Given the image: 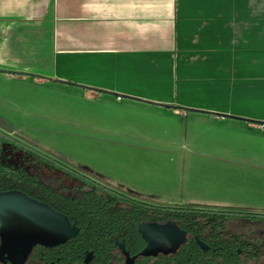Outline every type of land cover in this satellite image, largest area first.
I'll return each mask as SVG.
<instances>
[{"label":"crops","instance_id":"obj_1","mask_svg":"<svg viewBox=\"0 0 264 264\" xmlns=\"http://www.w3.org/2000/svg\"><path fill=\"white\" fill-rule=\"evenodd\" d=\"M0 81L60 92L82 110L115 116L119 128L96 134L100 128L90 121L83 130L80 149H99L111 162L101 169L95 159L55 142L54 136L70 135L61 119L34 116L0 84V116L15 133L32 140L39 132L55 142L36 141L39 153H71L77 164L138 194H161L174 184L130 186L112 166L131 171L133 163L116 160V151L135 148L140 164L151 154L174 153L163 149L176 143L167 123L188 112L264 132V0H0ZM147 128L151 135L140 132ZM105 132L111 140L101 138Z\"/></svg>","mask_w":264,"mask_h":264},{"label":"rangeland","instance_id":"obj_2","mask_svg":"<svg viewBox=\"0 0 264 264\" xmlns=\"http://www.w3.org/2000/svg\"><path fill=\"white\" fill-rule=\"evenodd\" d=\"M3 92L6 96H15V101L22 106H30L28 110L36 117L45 114L62 120V130H67L70 135L54 136L55 142L67 146V151H75L78 155L84 154L85 159H95L101 169H109L111 162L108 158L91 150L80 149L81 139L85 126L91 121L94 126L100 128L96 134L107 127L119 128L120 121L103 109L82 110L76 99L65 97L60 92H36L23 85L4 83ZM39 93V94H38ZM54 109H53V108ZM7 109V108H5ZM52 109V110H50ZM178 115V114H177ZM173 116V124L170 125V138L176 141L174 146H164V150H174L169 154H151L140 164L138 151L135 148H122L115 153L116 160L131 161L133 170L127 171L122 165L112 166L113 169L124 172L120 175L130 186H138L143 183L167 184L170 182L173 187L168 190H160L158 193L148 192L149 190H137L147 195L160 197L163 203H180L204 200L211 204H225V206L237 205L249 208H264V132L258 128L242 127L245 124L240 121L226 122L217 121L214 117L202 118L198 114L188 112L183 116ZM44 124V122H42ZM54 122H49V126ZM240 124V125H239ZM241 129V130H240ZM243 130V131H242ZM76 132L78 135L76 136ZM142 134L151 135L152 128L140 130ZM164 133V132H163ZM38 137L32 138L37 146H48L53 142L48 136L37 132ZM103 140H111L110 133H102ZM84 141H87L84 139ZM135 141V140H134ZM136 145L139 142L135 141ZM6 144L7 141H4ZM133 143V142H132ZM100 146H108L99 141ZM83 150V151H82ZM107 155L114 154L108 147L104 148ZM22 154V151H20ZM69 153V152H68ZM75 154V153H74ZM54 155V154H52ZM68 157L73 154L69 153ZM82 158V157H81ZM142 158V157H141ZM19 159V158H18ZM83 159V158H82ZM16 162V161H15ZM33 171V169H30ZM57 169L43 167L39 173L44 181L54 176ZM116 177V176H115ZM119 176L122 182L124 179ZM63 181L71 186L73 196L83 188V181L77 177H63ZM124 181V182H125ZM120 182V183H122ZM124 184V183H122ZM203 202V201H202ZM159 203V202H154ZM124 204V203H120ZM47 223L57 224L53 218L46 217ZM45 223V222H44ZM148 230L150 236L145 251L173 250L174 241L181 239L175 224L171 221L156 222L150 224ZM147 228V227H146ZM226 230L237 233L243 239L259 243L264 246V219H233L226 222ZM152 232V233H151Z\"/></svg>","mask_w":264,"mask_h":264},{"label":"flooded vegetation","instance_id":"obj_3","mask_svg":"<svg viewBox=\"0 0 264 264\" xmlns=\"http://www.w3.org/2000/svg\"><path fill=\"white\" fill-rule=\"evenodd\" d=\"M36 152L34 142L15 133V128L10 131L0 127V165L4 169L5 166L22 168L54 193L71 200L79 201L86 191L93 190L105 198L117 199L116 206L130 209L131 201L135 199L132 193L136 192L95 171L82 170L86 166L73 160L42 154L45 162H38L33 155ZM43 167L57 169L54 171L56 174L44 181L39 173ZM73 175L79 177L84 186L88 185L76 196L71 193L74 186L63 181V177ZM15 186L17 181H14L13 188L0 189V264H264V246L259 241L249 242L240 234L226 230L228 220L264 219V208H217L190 204L198 216H204V227L196 225L188 233L171 219L140 221L137 230L144 243L140 250H127L122 241L116 240L109 256L100 258L93 250L72 252L65 249L66 240L74 231L69 220L47 204L42 203L59 217L23 200L22 196L32 198ZM49 216L57 224L47 223L46 217ZM60 217L66 219L67 228ZM167 221L175 223L183 237L174 241L173 250L145 251L150 236L146 229L149 230L152 223ZM188 245H191L189 249Z\"/></svg>","mask_w":264,"mask_h":264},{"label":"trees","instance_id":"obj_4","mask_svg":"<svg viewBox=\"0 0 264 264\" xmlns=\"http://www.w3.org/2000/svg\"><path fill=\"white\" fill-rule=\"evenodd\" d=\"M0 127L10 131L14 129V126L1 116ZM38 153H33L35 159L44 163V156ZM54 155L72 161L64 154L54 153ZM1 165L0 189L13 188L14 181H17L16 188L28 197L49 205L69 220L74 231L66 240L65 249L68 251L93 250L100 258H105L113 251L116 240L122 241L127 250H140L144 243L137 225L144 220L171 219L177 221L188 233H191L196 225L202 224L204 227V216H198L190 204L163 203L156 196L132 193L136 200H132L130 209L125 210L115 205L117 199L105 198L93 190L86 191L83 199L79 201L71 200L54 193L22 168L11 169L5 166L4 169ZM8 169L10 171L6 177ZM82 170L90 169L84 167ZM190 246L188 245L187 249Z\"/></svg>","mask_w":264,"mask_h":264},{"label":"water","instance_id":"obj_5","mask_svg":"<svg viewBox=\"0 0 264 264\" xmlns=\"http://www.w3.org/2000/svg\"><path fill=\"white\" fill-rule=\"evenodd\" d=\"M38 154H40V153H38ZM40 155H42V154H40ZM42 156H43V155H42ZM21 198H22L23 200L27 201V202H30V203L33 204V205H36V206H38V207H40V208H43V209H46L47 211H49L50 213H52V214L55 215L56 217H59L57 213H55L54 211H52L49 207L45 206L44 204L39 203V202H37V201H34V200H32V199H29V198H27L26 196H22ZM60 219H61V221H63L64 225H66V228H67V221H66V219H65L64 217H60Z\"/></svg>","mask_w":264,"mask_h":264},{"label":"built area","instance_id":"obj_6","mask_svg":"<svg viewBox=\"0 0 264 264\" xmlns=\"http://www.w3.org/2000/svg\"><path fill=\"white\" fill-rule=\"evenodd\" d=\"M117 98H118V99H120V97H119V96H118Z\"/></svg>","mask_w":264,"mask_h":264}]
</instances>
